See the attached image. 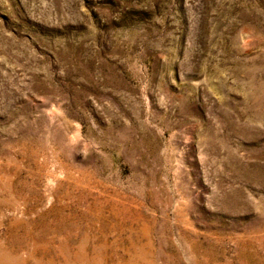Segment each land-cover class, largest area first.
Segmentation results:
<instances>
[{"label": "rangeland", "instance_id": "1", "mask_svg": "<svg viewBox=\"0 0 264 264\" xmlns=\"http://www.w3.org/2000/svg\"><path fill=\"white\" fill-rule=\"evenodd\" d=\"M0 264H264V0H0Z\"/></svg>", "mask_w": 264, "mask_h": 264}]
</instances>
